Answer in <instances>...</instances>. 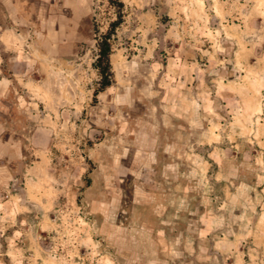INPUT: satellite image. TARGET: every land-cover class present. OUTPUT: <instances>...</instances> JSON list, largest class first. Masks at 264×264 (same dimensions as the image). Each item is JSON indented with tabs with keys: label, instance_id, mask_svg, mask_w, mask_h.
Here are the masks:
<instances>
[{
	"label": "clouds",
	"instance_id": "clouds-1",
	"mask_svg": "<svg viewBox=\"0 0 264 264\" xmlns=\"http://www.w3.org/2000/svg\"><path fill=\"white\" fill-rule=\"evenodd\" d=\"M0 264H264V0H0Z\"/></svg>",
	"mask_w": 264,
	"mask_h": 264
}]
</instances>
